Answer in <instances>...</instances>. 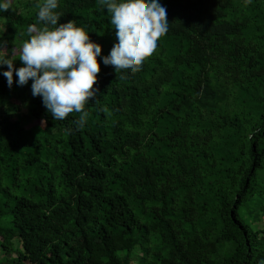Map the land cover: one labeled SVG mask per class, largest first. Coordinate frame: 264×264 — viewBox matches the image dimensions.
Wrapping results in <instances>:
<instances>
[{
	"label": "trees",
	"instance_id": "obj_1",
	"mask_svg": "<svg viewBox=\"0 0 264 264\" xmlns=\"http://www.w3.org/2000/svg\"><path fill=\"white\" fill-rule=\"evenodd\" d=\"M39 2L0 12L8 48L39 22ZM161 3L169 32L139 72L121 79L99 58L83 129L79 113L55 120L31 80L9 87L0 69V245L19 253L9 264H264V0ZM60 10L110 54L98 0Z\"/></svg>",
	"mask_w": 264,
	"mask_h": 264
},
{
	"label": "clouds",
	"instance_id": "obj_2",
	"mask_svg": "<svg viewBox=\"0 0 264 264\" xmlns=\"http://www.w3.org/2000/svg\"><path fill=\"white\" fill-rule=\"evenodd\" d=\"M13 0H0V12H7ZM107 10L116 43L110 54L92 40L91 29L75 20L61 23L60 0H40L38 23L27 29V39L8 48L0 37V69L9 87L27 85L40 96L55 120L79 113L74 123L83 129L88 123L86 106L97 96L102 57L104 65L114 66L121 79L137 73L158 48L170 28L167 8L161 0H98ZM17 60L23 66L17 67ZM18 77V80H17ZM46 124V121H44Z\"/></svg>",
	"mask_w": 264,
	"mask_h": 264
},
{
	"label": "rangeland",
	"instance_id": "obj_3",
	"mask_svg": "<svg viewBox=\"0 0 264 264\" xmlns=\"http://www.w3.org/2000/svg\"><path fill=\"white\" fill-rule=\"evenodd\" d=\"M4 22V21H3ZM3 22L1 21V23L3 24ZM23 105H21L20 107H22ZM29 108V107H28ZM9 113H12V111L14 112L15 108H8L7 109ZM18 118H20L21 120H24L26 125H27V129L31 130L32 132H34L35 134H40L42 132V128L43 126H41L40 122H35L32 117H30L28 115V109L26 106H23L20 110V113H18L16 115ZM17 247V245H16ZM20 248L22 250V245L17 247ZM16 248V250H17ZM18 251V250H17ZM19 255V253L15 252L11 255H5L4 251L1 248L0 245V264H9V262H11L12 260H14L15 258H17ZM139 252H135L134 256H133V260L137 263L139 261Z\"/></svg>",
	"mask_w": 264,
	"mask_h": 264
}]
</instances>
